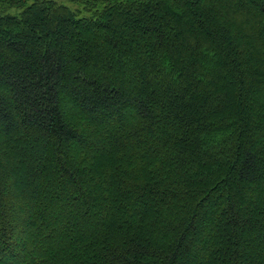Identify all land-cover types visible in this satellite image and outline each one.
<instances>
[{
  "label": "trees",
  "instance_id": "1",
  "mask_svg": "<svg viewBox=\"0 0 264 264\" xmlns=\"http://www.w3.org/2000/svg\"><path fill=\"white\" fill-rule=\"evenodd\" d=\"M28 1L0 0V264H264V0Z\"/></svg>",
  "mask_w": 264,
  "mask_h": 264
},
{
  "label": "rangeland",
  "instance_id": "2",
  "mask_svg": "<svg viewBox=\"0 0 264 264\" xmlns=\"http://www.w3.org/2000/svg\"><path fill=\"white\" fill-rule=\"evenodd\" d=\"M52 1H55V2H57V3H59V4H63V5H65V6H67V7H69V8H71V9H73V10H82V5H81V3H79V2H71L70 0H52ZM29 2H31V0L30 1H28V3ZM11 13H15L16 12V10H11L10 11ZM88 13H86L85 11H82L81 13H80V15L81 16H83V15H87Z\"/></svg>",
  "mask_w": 264,
  "mask_h": 264
}]
</instances>
